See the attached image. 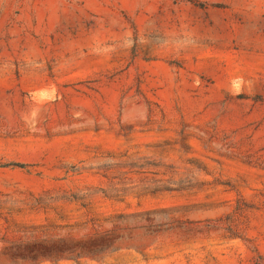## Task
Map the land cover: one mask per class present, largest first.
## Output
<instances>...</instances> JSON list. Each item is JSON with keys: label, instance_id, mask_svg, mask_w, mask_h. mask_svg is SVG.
I'll return each mask as SVG.
<instances>
[{"label": "rangeland", "instance_id": "rangeland-1", "mask_svg": "<svg viewBox=\"0 0 264 264\" xmlns=\"http://www.w3.org/2000/svg\"><path fill=\"white\" fill-rule=\"evenodd\" d=\"M0 264H264V0H0Z\"/></svg>", "mask_w": 264, "mask_h": 264}, {"label": "trees", "instance_id": "trees-1", "mask_svg": "<svg viewBox=\"0 0 264 264\" xmlns=\"http://www.w3.org/2000/svg\"><path fill=\"white\" fill-rule=\"evenodd\" d=\"M1 167H20V168H24L26 167L25 163L22 162H9V163H5V164H0Z\"/></svg>", "mask_w": 264, "mask_h": 264}]
</instances>
